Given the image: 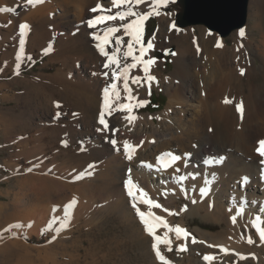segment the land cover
<instances>
[{"label":"bare ground","instance_id":"obj_1","mask_svg":"<svg viewBox=\"0 0 264 264\" xmlns=\"http://www.w3.org/2000/svg\"><path fill=\"white\" fill-rule=\"evenodd\" d=\"M256 3L261 5L262 0H256ZM98 5L105 9L112 7L111 0H70V2L48 0L45 5L43 3L39 7H37L38 5L30 6L27 0H0V9H14V12H0V76L12 75L16 84L24 86V90L15 91L10 90V84H0V98L6 101H17L23 112L31 113L32 127L30 132L37 145L27 149V152H35L38 158V164H34L36 173L27 175L22 179L24 182L19 181L18 187L23 192V197H16L8 205H0V217L14 218L10 223L16 224L19 223L16 220H19L20 217L16 213L21 214L23 209L26 210L28 204L39 206L38 223L35 225V221H31V223L27 222L24 225V231L27 234L26 244L13 238V241H9L12 242L10 245L6 244V246L1 247L0 264H14L22 259L23 254L30 258L33 253H59L57 250L61 247H63V252L60 253H81L80 258L70 254L69 261L65 264H80L81 259L84 264H116L117 262H113V260H117V256L122 254V257H125L123 253H103L102 243L97 242L98 244H95L96 239L90 240L92 234H87V239L80 231L79 226L76 227L77 230L74 228L73 221H71L72 224L69 229L67 228L68 231L59 235L58 240L57 238L53 241L48 240V244L43 246L32 244L34 240L40 243L46 236H51L52 240L61 222L65 223L68 218H71L70 211H67V216L63 210H59V213L54 211L57 203L65 205L69 202L68 199L74 196L85 197L87 195L92 202L93 196H97L101 204L105 203L106 205L101 210L96 207L92 214L93 219L87 221L88 224L86 225L89 226L94 222V216L99 211L103 216L100 217L104 221L107 218L115 217L119 219L123 233L130 242L132 249L136 248L140 251V255L136 256L138 262L133 257L131 261L126 257L121 258V261L125 260L123 263L138 264L141 260L144 264H161L153 251V238L147 234L136 210L132 207V200L125 187L128 179L119 177L123 171L124 174L126 169L131 171V166L142 160L149 165L152 164L153 174H151V169L142 166L140 169L142 175L136 172L133 173L134 177L131 175L132 184L138 185L139 189L147 193L148 197L159 203L162 208L149 209L144 204H138L137 206L141 211L145 213L151 211L156 216L162 217L168 226L175 228L177 215H169L168 213H177L175 206L178 201H183L187 193V198L192 201L195 200L197 204L191 209L189 208L190 210L184 214V219L204 211L205 219L214 221L221 227L219 231L214 233H199L200 238L207 244L224 250L220 253L224 259L221 264H230L232 256L229 254L231 253L225 252L233 250L244 256L253 252L250 251L252 248H256V251L261 249L260 254L263 258L264 242L261 240L257 227L262 229L264 227L261 223L254 226L256 224V219L252 213L254 209L248 206L245 209V207L229 206L228 204L226 207L225 204H220L218 200L214 203L213 194H207L210 186L205 187L208 182L205 184L206 179L198 175L200 173H198L197 168L199 165L207 164L208 161H217L222 158L226 164L223 167L215 165L216 167L212 168L223 179V186L221 187L222 183L217 185L218 196L228 199L229 203L232 199L234 202L239 200L243 206L247 201L250 202V206H253L255 201L260 202V207L264 205V178H262L264 164L261 163L264 158L257 154L259 142L264 141V40L261 41V49L258 50V54H262L259 55L262 63L256 67L255 64H249L248 53L252 50L254 42L248 38L249 36L247 37L245 30L243 37L240 36V32L235 33L234 44L228 46L224 40L218 37L212 36L209 39L207 33H205L206 36L203 34L198 36L194 33V37L190 36L189 33L177 35L175 26L171 25L172 19L164 14L161 17L162 27L166 26L171 33L175 31L172 33V37L181 44V48L174 58L175 70L171 76L173 79L170 80L169 76L163 72L159 73L158 64L154 66V70L148 76L155 79L148 81V83H143L142 80L140 83H132L133 77L142 78L145 76L142 64L129 73V87L131 96L134 98L147 97L155 81L171 82L172 86H168L170 87L168 91L171 99L164 111L158 116L163 126L157 129L154 119L151 118V122H149L148 117L141 116L133 109L132 100L127 99L128 94L121 87L123 84L121 80L116 81L119 89V100L113 101L110 93L109 102L112 109H117L118 105H129L131 111L120 110L124 114L120 115V112H117L115 117H111L110 112L106 113L105 120L108 128L98 132V128L103 129V126L98 123L104 103L103 90L114 82L111 72L115 69L104 68L106 58L98 51L97 40L93 37L98 36L102 39V30L115 27V23L118 24V21L98 24L101 25L98 30L96 26L88 27V21L101 15L115 14L122 10L114 9L113 12L109 13L92 12L91 9ZM141 7L148 10L151 3L145 2ZM35 8L36 10L33 11ZM71 14H74L76 21L71 27H67L65 21ZM85 20L87 23L82 24ZM22 24L29 25L30 31H26L23 37L25 43L21 61L17 57L21 55L22 37L19 34V26ZM80 33L83 36H80ZM114 41L112 38V44ZM128 42L129 38L124 37V43L127 44ZM53 43H56V46ZM85 46L86 49L82 48ZM153 46L155 47L154 44ZM26 47H29L30 50L26 51ZM50 47L51 51L48 52L49 59L46 67L57 65L55 73L48 75V77L43 75L41 80L22 76L20 63L23 62L24 55H27L26 59L33 60L34 51L40 52L42 57ZM106 50L111 52L112 47L106 46ZM197 52L200 61L192 57ZM135 54L139 55L138 52ZM146 55L144 57H151L149 51ZM131 62L130 59L126 62L121 60L122 64ZM17 68L19 74H17ZM156 70L158 73L154 72ZM241 70H243L244 75H241ZM106 71L109 73L108 79L104 78ZM226 98L231 103L225 104ZM241 102L243 104V118L237 110V105ZM194 103H198L199 106L196 107L195 112L197 114L194 116L192 126L179 134H174L173 129L168 127L167 123L171 118V111L175 106H179L183 109L182 112L186 113L185 108H188V104ZM57 104L60 105L59 108L56 107ZM65 108H70L68 116L63 111ZM57 113H60L58 119L56 118ZM74 113L77 115H73ZM132 116L136 119L131 120ZM20 119L24 120L25 116L21 115ZM3 121L4 118L0 116V122ZM11 126L12 124L9 126V130ZM65 133L70 134L69 140L71 142L69 145L73 146V142L78 143L77 148L71 147L72 149L67 150L60 148V142L57 140ZM168 136H170L168 140L160 142L162 137ZM112 140L116 141L115 147L110 143ZM125 142L135 148L131 160L125 156ZM140 142L145 143L142 151L137 150L139 148L136 147ZM25 143H27L26 146L31 145L28 142ZM56 144H58L57 147ZM169 147L171 149H168ZM175 147L185 156H178L179 151L172 150ZM82 148L85 150L82 151ZM49 152H53L55 156L57 154L55 160H66L67 170L61 164H59V170L53 167L47 168L44 159L47 158L46 154ZM164 153H171L180 158L171 164L167 170L163 169V165L168 164L167 160L157 163V158ZM239 153L242 156H236ZM103 158L107 159L103 164L105 170L99 172L100 176L93 191L90 190L95 184L93 180L75 184L67 181L75 177L83 181L88 175L84 171L92 163L96 164ZM147 164L145 163V165ZM214 164L216 163L214 162ZM18 166L16 165L14 171ZM74 167H79L80 171L68 178L70 173H73L71 171ZM157 168H161V170L157 171ZM181 173L187 177L183 181L185 187H182L176 179ZM223 175L226 177L225 179ZM113 176L116 177L110 179ZM244 177L248 178V183L242 187L241 191H238L236 187V190L228 195V192L231 191L232 179L234 184H237L238 181L242 182ZM152 182H159L158 186H154L155 184L153 185ZM74 188L79 189V194L73 192ZM205 188V195L201 196V189ZM69 193L71 195L68 197ZM184 204L188 208L185 202ZM77 210H81V205ZM30 213L29 210V216ZM36 215L37 212L32 214V219H36ZM105 217L107 218L105 219ZM234 217L235 223L233 222ZM184 219L182 216L179 227L186 231ZM56 220L60 222L54 226L53 222ZM243 226L250 229L253 243L249 244L248 239L242 237ZM253 229L256 230V233ZM24 231L14 230L12 234L23 233ZM75 231L80 232V235L71 236L69 243L63 240L65 237L73 235ZM165 232L166 229L161 227L156 231V235L164 236ZM167 235L171 240V246L174 242L179 244L174 232L167 233ZM188 238L190 245H195L192 243L193 238L197 240L194 235H189ZM183 243L184 241L180 242L179 248L183 246ZM100 246L102 251H99ZM195 249L198 247L196 246ZM160 250L171 264H176L179 260L169 256L165 245L162 244ZM194 254L190 255L188 264H193L191 256ZM208 254H213V252L205 253V256ZM181 260L182 262L179 264H184V259ZM237 260L239 264H262L261 259L257 258L246 263L242 261L241 257H237ZM54 264H58V259H55ZM198 264L219 263L213 259L198 262Z\"/></svg>","mask_w":264,"mask_h":264},{"label":"rangeland","instance_id":"obj_2","mask_svg":"<svg viewBox=\"0 0 264 264\" xmlns=\"http://www.w3.org/2000/svg\"><path fill=\"white\" fill-rule=\"evenodd\" d=\"M47 1L48 0H44V5ZM61 2H70V0H61ZM146 2H150V0H146ZM40 5L41 4H39L37 7H39ZM141 6L142 5L134 8L133 10L139 11V12H146L147 10L142 8ZM36 8L33 9V11L36 10ZM122 10H124V9H122ZM159 11L161 12V15L151 16L144 23V26H143V37H142V39H143L144 45L146 46L149 41H151L155 45V47L153 49L149 50L151 57H149V58L144 57L143 59L146 61V60L151 58V59H154L156 61V63L150 66V70L148 71L147 76L145 75L144 77H142L141 82L148 83L149 80L147 79V77L154 70V66L156 64H158V66H159V68H158L159 73L163 72L164 74L169 76L170 80H171V78L173 79V77H171V76L175 70L174 58L177 56L178 51L181 48V44L178 41H175V39H173V37H172L173 36L172 33H175V31H173L171 33V31L168 28H166V26L162 27L161 17L164 16V14H165V16L168 15V17L170 19H172L171 25L175 26L177 35L189 33L190 36L194 37V33H196L198 36H202V34H203V36H206L205 33H207L210 35V37L208 35L209 39L212 38V36L218 37L221 40H224L228 46H232L234 44L235 33L241 32V31L244 32V30H245L247 32V37L249 36L248 38L254 42L252 50H250L248 53L249 64H251V65L255 64L256 67H259L261 65L262 62H261L260 56L262 54L261 53L258 54V50L261 49L260 43H261V41L264 40V38H263V35H264V0H262L261 5L257 4L256 0H250L249 14H248V20H247L246 27L241 29V30L233 32L229 37H226V38H223L217 32L210 31L207 27H205L203 25L187 27L184 29L180 28L178 23H177V17L180 13L183 12V5L179 3V0H174V2H170L167 5V7L160 8ZM109 15H114V14L111 13ZM131 19H133V18L130 17L128 20H125L123 22L117 20L118 24L115 23L116 24L115 27L123 28V25L129 23ZM75 21H76V17L74 16V14H71L68 16V20L65 21V26L68 25L67 27H71L73 24H75L74 23ZM85 23H87L86 20L82 22V24H85ZM100 27H101V25H97L96 29L98 30ZM105 31L106 30H102V35L105 33ZM123 34H124L123 31H121L120 33H117L116 36L125 37V36H123ZM80 36H83V34L80 33ZM86 36H88V35H86ZM113 40H115V37H113ZM53 45L56 46V43H53ZM257 46H259V47L257 48ZM82 48L86 49V46L82 47ZM172 48L175 49V52H174L175 55H172L170 57L165 56V53L168 52ZM25 50L29 51L30 48L26 47ZM229 50L231 51V49H229ZM24 56H25V58H24L23 62L20 63L22 76H27V77L32 78V79L36 78L37 80H41L43 78V75L48 77V75H52V73H55V71L57 69V65H51L50 67L49 66L46 67V64H47L48 59H49L48 53L41 57L40 52L34 51L32 54L33 60L26 59L27 55H24ZM192 57H194V59L197 58L200 61V56H199L198 52L196 53V55H193ZM52 66H54V67H52ZM154 72L158 73L157 70ZM3 83L4 84L5 83L10 84V90H12V89L15 91L24 90V86H21L20 84H16L14 82V77H12V75H9L6 77L0 76V84H3ZM138 83H140V82H138ZM170 85H171L170 81H168L166 83H164L161 80L155 81L154 86H153L151 92L149 91L150 94H148L147 97L145 96V97H141V98H135L132 100L133 109L138 114H140L141 116L148 117L149 122H151V118L154 119L156 121L155 127L157 129H160L163 126V123L159 121L158 116L160 113H162L164 111L166 105L168 104L169 100L171 99V95L168 91V89L170 88L168 86H170ZM154 95H156V97H157L155 102L150 104L148 108H145V104ZM137 105H142V106H137ZM157 105L160 107L158 108V110H154ZM197 106H199L198 103L188 104V106H187L188 108H185V111L187 110L186 113L182 112L183 109L179 108V106L174 107L173 111H171V118L167 122L168 127H171L173 129L174 134H179V133L185 131L188 127L192 126V123L194 121V116L197 114L195 112ZM113 109H116V108H113ZM69 110H70V108H68V109L65 108L63 110L66 113V116L69 115ZM148 110H151L152 112H149ZM117 112H120V110L110 111L111 117H115ZM187 112H189V113H187ZM123 114H124L123 112H120V115H123ZM21 115L25 116L24 120L20 119ZM0 116H2L4 118V121L0 122V205H4V204L8 205L16 197H23V195H22L23 192H21L20 188L18 187L19 181H21L27 175H31V174L36 173L35 165L38 164L37 155L35 152H27V149L34 148V146L37 145V142H34L33 138L31 137L32 136V133L30 132L31 127H32V122H31V118H30L31 113L30 112H23V109L20 107V104L17 101H14V100L6 101V100L0 98ZM20 122H21V124H20ZM11 124L13 127L11 126V128L9 130V126ZM81 128H82V126H81ZM120 129H121V127H120ZM78 131H81V130L78 129ZM65 135L67 136V138ZM65 135L63 134L57 140L60 142L59 143L60 148L62 150L63 149L67 150V149L77 148L78 143L73 142L72 143L73 146L69 145L71 142L69 140L70 134L65 133ZM169 138H170V136H168L166 138L162 137L160 139V142L162 143V142L168 140ZM25 142H28L31 145L26 146L25 144H27V143H25ZM54 142H56V141H54ZM55 146L57 147L58 144H56ZM144 146H145L144 142L143 143L140 142L139 145H136V147L139 148L137 150H140V151L144 150L143 149ZM152 146H153V144H152ZM173 147H174V145H173ZM168 149H171V148L169 147ZM172 150H175L176 152L179 151V150H177V147H175V149H172ZM178 153H179L178 156H181V157L185 156V155H183L184 153L182 154V152H180V151ZM53 154H54L53 152H49L46 154L47 158L44 159L45 166L47 168L53 167V168H57V170H59V168H60L59 164H61L67 170L68 164L66 163V160H64V161L55 160V157H57V154H56V156ZM236 156L240 157L242 155L239 153ZM28 158H30V159H28ZM104 159L105 158L96 162V164L95 163L91 164V165L95 166L94 168L91 169L92 174L86 175L85 179H83V181H81L77 177H75L73 179L72 178L68 179V178L72 177L74 174H76L78 171H80L79 167H74L73 171H71L73 173H70L69 177L67 178L68 179L67 181L70 182L71 184H75V183H81V182L93 180L95 184L92 185V187L90 188V190L93 191V188L97 185V182H98V179L100 176L99 172H104V170H105L103 167V164L107 159H105V160ZM52 160H55V161H52ZM212 162H213L212 165L211 164L208 165L209 163L199 165L197 170H198V173H200L198 175L203 176V178L206 179L205 184H207V182H208L207 186H205V187L208 188V185L210 186L208 188L209 190H208L207 194H213L214 203H216V200H218V202L220 204H225L226 207H228V205L229 206L233 205L235 207H242V208L245 207V209L247 208V206L252 207L254 209V211L252 213L254 214L255 219L257 217H259L261 225L264 227V205H262L260 207L259 206L260 202L255 201L253 203V206H250V202L247 201L243 206V203H241L239 200L237 202H234V200L232 199L231 202L229 203L228 199L222 198L223 196H218L217 185H218V183L221 184L223 179L221 178V175H217L216 172L213 171V169L219 165H220L219 167H223L224 164H226V161L223 160L222 163H216V164H214L215 161H212ZM39 163H41V162H39ZM137 163H138V166H137ZM137 163H135L134 166H131L132 167L131 171L124 169L125 174L123 171V173L119 177L120 178L125 177L126 178L125 180H127V179L129 180L131 178V175H132V177H134L133 176L134 172L142 175L141 174L142 171L140 169L142 168L143 165H145V163L147 164V162L142 160V161L137 162ZM16 165H19V166L14 171V168L16 167ZM147 165H149V164H147ZM88 169H89V167H88ZM88 169H86V170H88ZM153 169L151 168V174H153ZM86 170L84 172H87ZM197 170H195V171H197ZM210 170H212V171L210 172ZM184 175H185L184 173H181L179 177H186ZM218 176H220V177H218ZM253 176H255V175H253ZM115 177L116 176L110 177V179H114ZM223 177H224V179L226 178L224 175H223ZM229 177H230V175H229ZM218 178H220L221 180ZM230 178H229V180H230ZM136 180H137V178H136ZM209 180H211V181H209ZM22 181L24 182V180H22ZM233 181L234 180L232 179L231 184H230L231 191L228 192V195L232 191L236 190V187H237L238 191H241V189L243 187L242 183L240 181H238L237 184H234ZM152 183H153V185L155 184L154 186H158L159 182H157V183L152 182ZM180 184L182 187H185L184 182L180 183ZM136 186H138V185H136ZM222 186H223V183L221 184V187ZM219 187H220V185H219ZM133 190H135V189H133ZM73 192L75 194H79L80 191L78 188H74ZM70 195L71 194L69 193L68 197ZM260 195H262V194H260ZM68 201H67L68 203H66V204L64 203L65 205L57 203L54 207V211L58 212V213H59V210H63V212H65V210L67 209V211H70L69 215L71 216V218H68L66 220V222L63 223L64 224L63 229L61 228V224H60L57 227L56 232H55V237L52 240H51V236L50 237L46 236L44 238V240L40 241V243H38V241H36V240H34V242L32 241V244L34 246L46 245L49 242L48 240L53 241L55 238H57V240H58L59 235L63 234V233L65 234L68 231L69 226L72 224L71 221H73L74 228L79 226L80 231L83 232V234L86 236L87 239H88L87 234H90V235L92 234L90 236V240L96 239L95 240L96 242L94 241L95 244H98V243L101 244L102 243L103 246L102 245L101 246L104 248V251H106V252L101 250V248H102L101 246L99 247L100 248L99 251H102L103 253H107V252L108 253H123L125 255V257H122L123 255L120 254L119 255L120 257L119 256L116 257L118 261L113 260V262H117L116 264H125V263H123V262H125V260H123V261H121V260L126 258V257H127L126 259H128L129 261H131L132 257L135 261L138 260V258L136 256L140 255V251H138L136 248L132 249L130 242L128 241V239L125 237V235L123 233V227L121 226L120 221H118L119 219H117L115 217H111V218L105 217V219L106 218L107 219L104 221L100 217V216H102V214L99 213L100 212L99 211L94 216L95 217L94 222L92 224H90L89 226L86 225V224H88L87 221H90L93 219L92 214L94 213L96 207L100 208V210H101L106 205L105 203L101 204V202L98 200L97 196H93V202L89 198V195H87L85 197L74 196V197L68 199ZM99 202H100V204H99ZM184 202L188 205V208L185 207ZM196 204L197 203H192V200H190L186 197L183 198V201H181V202L178 201V204L175 206V210L177 212V218L175 220V227L180 225L181 220H182V216L184 219V214L188 210H190L191 207H194V205H196ZM80 205H81V210H77V208L80 207ZM185 208L187 209L186 211L183 210ZM29 210L31 211L30 216H29ZM74 210H75V212H74ZM85 210H86V212H85ZM80 211H82L81 214H80ZM34 212L35 213L37 212L36 219H32V216H31L32 214H35ZM38 213H39V206L37 204L35 206L28 204L26 210L23 209V212L21 214L16 213V215L20 216L18 218L19 220H16V221H19V223L11 224L10 222L13 221L12 219H14V218H10V217L9 218H1L0 217V248L6 246V244L10 245V243H12V242H9V241H13V238L18 239L21 242L25 243L26 238H27V234L24 231L25 230L24 225L27 222L31 223V221H35V225H36L38 223ZM204 213H205L204 211L198 212L196 215H191V216H188L184 219L185 224H186V232L189 235H194V237L197 239L196 240L197 243H195V245H190V242L188 241V240H190L188 238L189 237V235H188L187 240H185L183 238L179 239V244H180V242L184 241V243L182 245L184 247H186V251H183V252L177 251V249L180 246L179 244H177L178 242H174L171 251H168V249H167V252H168L170 257H174V258L179 259L176 262V264H179L180 262H182L181 259H184V264H188L189 263L188 259H189L190 255L194 254V253L195 254L191 256V260H192L193 264H198V262H205V259H204L205 253H211V252H213V254H208V256L214 257V259L217 260V263L221 264L224 262V259L220 256V253L222 252V248H220V247L217 248L212 244L209 245V244H207L206 241H204L200 238L201 237L199 235L200 232L210 234V233L217 232L221 229V227L218 226L214 221H209V220L205 219ZM59 222L60 221L56 220L55 223L53 222V225L56 226ZM14 225H21L22 227L16 228V227H13ZM104 225H106V226H104ZM92 227L95 229H93ZM8 229H11V230L8 231ZM77 229L78 228H76V230ZM14 230H22L24 232L23 233L17 232L16 234H12ZM28 230H29V227H28ZM114 231H116L117 233ZM253 231H254V233H256L255 229H253ZM108 233L110 234V236ZM79 235H80V232L77 233V231H75V233H73V235L67 236L63 240L64 241L66 240L65 242L69 243V241H71V238H72L71 236L77 237ZM242 237H245L248 240L251 239V231L246 226H243V228H242ZM263 242H264V240H263ZM196 246L198 247V249H195ZM245 248L248 249L247 247H245ZM57 251L59 253H33L30 258H29V256L25 257L23 254L22 259L19 260L18 262H15L14 264H54L55 259L56 260L58 259V264H65L69 261L70 254H74L76 256H79L78 258H80V256H81V253H60V252H63V247H61ZM250 251H253V252H249L248 255H244V256L241 253H239L240 254L239 255L238 252H236L235 250L225 252V253H231V254H229L232 256V258L230 260V264H237L238 263L237 257H241L243 259L242 261H245V263L248 262L249 260H252L255 258H257L259 260L261 259L262 264H264V257L262 258L261 254H260L261 249L260 250L257 249V251H256V248H254V249L252 248ZM216 252H219V253H216ZM246 253H248V252H246ZM132 263L130 262L129 264H132ZM80 264H84L82 259L80 260ZM138 264H144V262L139 260ZM169 264H171V262H169Z\"/></svg>","mask_w":264,"mask_h":264},{"label":"snow or ice","instance_id":"obj_3","mask_svg":"<svg viewBox=\"0 0 264 264\" xmlns=\"http://www.w3.org/2000/svg\"><path fill=\"white\" fill-rule=\"evenodd\" d=\"M28 4L30 6H37L39 4H43L44 0H27ZM146 0H111V5L112 7L109 8H103L101 5H98L96 8L91 9L92 12H103V13H109L113 12L114 9H124L122 11H117L114 15H101L97 17L94 20H89L88 21V26L89 27H95L98 24H106L111 21H125L128 20L130 17L133 18L130 20L129 23L124 24L123 28L121 27H109L106 29L105 33L103 34V38L101 39L100 37L96 36L93 37L94 39L97 40L96 47L100 54L106 58V62L104 64V68L108 70H113L111 72L113 83L110 84L108 87H106L103 90V97H104V103L101 108V113L99 116L98 123L103 126V129H97L98 132L102 130H106L108 128V125L105 120V115L106 113H109L110 111L114 110H126V111H131V108L129 105H118L117 109H112L111 104L109 102V94H112V99L113 101L119 100V89L117 87L116 81H123V84L121 85L122 89L128 94L127 99L133 100L135 99L134 97L131 96V89L129 87V73L132 69L137 68L138 65L142 64L143 65V72L147 76V73L149 71V67L153 64L156 63L154 59H148L144 60V56L146 53L153 49V43L149 41L147 45L145 46L143 43V26L144 23L151 17V16H159L161 15V12L159 11L160 8L167 7V5L170 2H174V0H150L151 7L148 8L146 12H139V11H134L133 9L144 4ZM0 12L8 13V12H14V9H9V8H3L0 9ZM26 31H30V26L27 24H22L19 26V34L22 37L21 40V55L17 57L18 60L23 59V47H24V35ZM123 31L124 36L129 38V42L127 44L124 43V37H119L116 36L117 33H120ZM240 36H244V32H240ZM115 37L114 44H112V38ZM106 46H111L112 51L108 52L106 50ZM219 47V45H218ZM51 51V47L46 50L47 54L48 52ZM139 53V55H136L135 53ZM171 55H175V53H171ZM30 59V57H29ZM131 60V63H121V60L123 61H128ZM17 74H19V70L17 68ZM93 75H96V73H93ZM109 73L106 71L104 73V78L108 79ZM241 75H244L243 70H241ZM149 82L151 80H154V77H147ZM141 77H133L132 78V83H138L140 82ZM150 94V93H149ZM225 104L231 103L230 100L227 98L224 100ZM137 106H142V105H137ZM57 108L60 107L59 104L56 105ZM237 110L241 114V118H243V104L242 102L237 105ZM77 115V114H73ZM60 117V113H57L56 118L58 119ZM128 119V117H126ZM131 120H135L136 117L132 116L130 118ZM110 143L115 147L116 141L112 140ZM82 151L85 149H81ZM135 151V148H132L127 142L124 144V153L125 156L128 160H131L132 153ZM257 154L260 155L262 158H264V141H260L258 144L257 148ZM180 158L177 156L172 155L171 153H164L160 157L157 158V163H161L165 160L168 161V164L163 165V169L167 170L171 164L175 163L178 161ZM223 159L221 158L218 161H215V163H222ZM209 164H212V161H208ZM262 164H264V159L261 161ZM145 167H148L151 169L153 166L152 165H143ZM94 165H90L89 169L86 170L88 175H91V169L94 168ZM157 171H160L161 168H157ZM179 171V169H177ZM195 178V177H193ZM262 178H264V169H262ZM178 183H183L187 177H178L176 178ZM242 186L246 185L248 183V178L244 177L242 178ZM126 190L128 192L129 197L132 200V207L136 210L137 216L139 217L141 223L144 225L145 231L149 236L153 238V251L155 252V255L157 259L161 262V264H169V262L165 259L164 255H162L160 246L163 244L167 247L168 251L172 250L171 246V240L168 238L167 233L174 232L176 239H185L187 240L188 233L181 229L179 226L172 228L168 226L167 222L159 216H156L153 212L149 211L147 213L141 211L139 207L137 206L138 204H144L146 205L149 209H161L162 206L159 203L154 202L151 200L147 193H145L142 189H139L138 186L133 185L131 179L126 181L125 184ZM135 189V191H133ZM206 189H201V196L205 195ZM187 198V193L185 194ZM192 203H196L195 200L192 201ZM186 211L187 209H183ZM167 211V210H165ZM66 216H67V209L65 210ZM169 215H177V213H168ZM241 214H242V209H241ZM233 222L235 223V217L233 218ZM55 223V221H54ZM260 222L259 217L256 218V224L254 226H257ZM13 227L19 228L22 227L21 225H14ZM64 224L61 222V228L63 229ZM163 227L166 229L165 235L164 236H158L156 235V231ZM11 229H8L10 231ZM257 231L261 237V240H264V229L257 227ZM192 243H197V241L193 238ZM248 243L251 244L253 241L251 239L248 240ZM177 251L183 252L186 251V247L181 246L180 248L177 249ZM222 251H224L222 249ZM205 261H211L214 259V257L211 256H205L204 257Z\"/></svg>","mask_w":264,"mask_h":264},{"label":"water","instance_id":"obj_4","mask_svg":"<svg viewBox=\"0 0 264 264\" xmlns=\"http://www.w3.org/2000/svg\"><path fill=\"white\" fill-rule=\"evenodd\" d=\"M183 12L177 17L180 28L203 25L223 38L246 27L250 0H179ZM172 48L165 56H172Z\"/></svg>","mask_w":264,"mask_h":264},{"label":"trees","instance_id":"obj_5","mask_svg":"<svg viewBox=\"0 0 264 264\" xmlns=\"http://www.w3.org/2000/svg\"><path fill=\"white\" fill-rule=\"evenodd\" d=\"M156 98H157L156 95L152 96L151 99L145 104V108H148L150 104L154 103ZM159 107L160 106L157 105L154 110H158ZM148 111L152 112L151 110H148Z\"/></svg>","mask_w":264,"mask_h":264}]
</instances>
